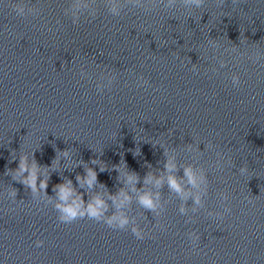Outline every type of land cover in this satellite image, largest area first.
Masks as SVG:
<instances>
[{
    "label": "clouds",
    "instance_id": "1",
    "mask_svg": "<svg viewBox=\"0 0 264 264\" xmlns=\"http://www.w3.org/2000/svg\"><path fill=\"white\" fill-rule=\"evenodd\" d=\"M158 3H162V0H144L143 5H141V0H134V6L143 7L145 11L150 10L151 6H156ZM176 4V0H168L167 4H164L165 8H175L173 5ZM225 4V0H218L217 7H223ZM205 5V0H181V6L187 8L189 11L192 9H199ZM12 11L18 17H27L29 15H36L38 10L34 6H28L25 3H15L12 5ZM109 13L113 16H120V11H118L115 0H113L112 6L109 8ZM212 41H210L211 43ZM215 46V45H213ZM243 55V54H241ZM264 56V54L256 53V58L260 59ZM193 69H195V65H193ZM80 75L82 78L87 77V73L81 69ZM231 81L233 87H239L241 84V78L238 73H233L231 76ZM112 80H109V85H111ZM148 83V81L144 80L143 77L139 78L138 86H144ZM98 91H103L99 87H97ZM211 147V145H209ZM61 155L65 158L69 157V151L66 149L63 152H60ZM135 155V154H134ZM218 159L215 161L216 167H222V161L224 157L221 153L217 152ZM60 158L56 156V158L52 161L51 168H54L59 165ZM227 162L229 164L232 163L231 158L229 157ZM92 164H96L97 160L93 159L91 161ZM48 166H41L36 162L34 153L30 157L27 153H22L18 157V166L15 169H9L11 173L12 180L22 184L26 189L30 190V193L37 197L41 193L44 196H47V188H48V178H44L42 176V168L46 169ZM114 168L123 172L124 175L127 176L129 182H138L139 177L135 174H129L127 171L121 169L119 165H114ZM127 168V165L125 164ZM166 169L172 170L175 168V165L171 162V158H169L168 162L165 165ZM100 171H105L104 167L100 168ZM239 172L243 175L248 172V166L243 165L239 168ZM86 177H82L79 174L76 176L77 185L81 184L85 179L89 187H91L94 183H97V173L93 168L87 167L85 168ZM184 176L187 177L188 182L193 186L197 185V177L194 174L191 168L184 169ZM148 179H151L149 175ZM157 185L161 184V180L156 181ZM167 183L169 189L183 195L184 190L182 185L180 184L177 177L170 175L167 179ZM77 185H73L71 180H65L61 184H57L53 187V192L56 193L55 199L57 200L54 209L58 212V220L64 224H71L78 219H83L87 217L88 219L95 220L97 222H104L108 227L112 229L119 230H128L127 227L129 225V219L123 212L114 213L110 217H106L105 213L108 210L109 205L102 200L99 196L92 198L91 200H85V196L87 195L84 192H79L77 190ZM120 196H123V200L117 202L115 204L117 209L122 208L124 203L129 201V197L124 195L123 192L119 193ZM8 196L16 200L17 197V189L12 188ZM222 201H227L229 199L228 193H221ZM115 202V198H114ZM140 205L149 211H155L158 207V198L156 200L153 199L151 193H144L139 197ZM195 203H200L199 196L196 197ZM231 211L230 207L224 206L223 213H209V215H216L218 217H222L224 214H227ZM183 212V209H181ZM160 227V225H156ZM131 233L138 239L143 240L145 237L144 230L139 226H132L130 228ZM189 239L195 245L200 240V235L196 232H191L188 234ZM44 244L43 240H36L35 246L42 247Z\"/></svg>",
    "mask_w": 264,
    "mask_h": 264
}]
</instances>
